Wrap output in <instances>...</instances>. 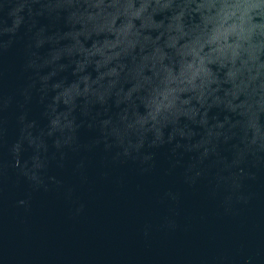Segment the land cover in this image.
<instances>
[{
    "label": "water",
    "instance_id": "obj_1",
    "mask_svg": "<svg viewBox=\"0 0 264 264\" xmlns=\"http://www.w3.org/2000/svg\"><path fill=\"white\" fill-rule=\"evenodd\" d=\"M237 4L264 25V0H0V264H264Z\"/></svg>",
    "mask_w": 264,
    "mask_h": 264
},
{
    "label": "clouds",
    "instance_id": "obj_2",
    "mask_svg": "<svg viewBox=\"0 0 264 264\" xmlns=\"http://www.w3.org/2000/svg\"><path fill=\"white\" fill-rule=\"evenodd\" d=\"M165 6H167V5H165ZM129 7H131V5H129ZM234 7H235L236 10H239L241 7H243V9H244L243 12H242V14H241V17H240V24L239 25H233L232 28L226 30L225 35H227L229 33H232V32H236L238 36H240L241 38H245L244 35H243L245 32H247V33L250 34L252 31H254L256 29L264 28V25L251 23L252 18H251L250 15H248V13L252 9L257 8L258 5H256V4H244V5L237 4ZM146 8H147V4H142L141 5V8L138 9L134 13V15L138 17L140 15V13L143 12ZM231 14L234 15L235 13L232 12ZM226 18L227 17H225V19ZM245 24H248L249 26L247 28H245ZM131 27H132V25H131V23H129L128 25L125 26V28L123 30L125 32H127L128 30L131 29ZM237 29H238V31H237ZM216 38L217 37L214 36L213 37V40H215ZM235 55H236V53L234 51L233 56H235ZM201 63H203V62H201ZM197 71L198 72L203 71L206 75L208 74L207 73V70L206 69H203V67H201V69H198ZM229 75L230 76L231 75H234V73H229ZM194 78H195V74L193 75V79ZM157 110H159V108Z\"/></svg>",
    "mask_w": 264,
    "mask_h": 264
}]
</instances>
